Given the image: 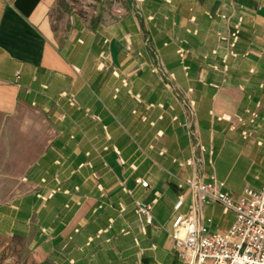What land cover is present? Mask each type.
I'll return each mask as SVG.
<instances>
[{"label": "crops", "instance_id": "obj_1", "mask_svg": "<svg viewBox=\"0 0 264 264\" xmlns=\"http://www.w3.org/2000/svg\"><path fill=\"white\" fill-rule=\"evenodd\" d=\"M57 1L0 0V142L26 137L35 191L5 210L22 233L36 215L43 264H184L170 231L179 198L183 215L197 203L185 180L234 199L262 187L264 0H96L53 20ZM197 206L208 234L234 221Z\"/></svg>", "mask_w": 264, "mask_h": 264}, {"label": "built area", "instance_id": "obj_2", "mask_svg": "<svg viewBox=\"0 0 264 264\" xmlns=\"http://www.w3.org/2000/svg\"><path fill=\"white\" fill-rule=\"evenodd\" d=\"M237 34L238 30L232 34L231 47ZM182 54L179 51V55ZM256 117L255 113H250L249 122L254 123ZM242 135L248 137L249 134L243 132ZM185 165L192 166L193 161L189 160ZM136 183L146 185L142 180ZM182 186H186L197 200L187 215L178 212L183 204L182 198L174 206L170 237L184 264H264V176L260 190L245 189L237 199L226 190L223 182L214 177L208 182L190 178ZM202 203H218L224 212L232 211L234 221L230 228L223 233L208 234L194 214L197 204ZM135 208L142 228L153 225L151 205L137 202Z\"/></svg>", "mask_w": 264, "mask_h": 264}, {"label": "rangeland", "instance_id": "obj_3", "mask_svg": "<svg viewBox=\"0 0 264 264\" xmlns=\"http://www.w3.org/2000/svg\"><path fill=\"white\" fill-rule=\"evenodd\" d=\"M94 1L58 0L51 17L60 20L73 8L85 13V8L94 6ZM18 136H3L4 140L0 142V264H43L38 248L42 241L39 237L42 226L36 223V215L31 216L28 232L22 233L18 216L5 210L6 206L35 192L25 181V169L31 161L25 153L28 145L26 137L20 140ZM25 211L23 209L22 213L25 214ZM38 218L47 221L45 212L40 213Z\"/></svg>", "mask_w": 264, "mask_h": 264}]
</instances>
